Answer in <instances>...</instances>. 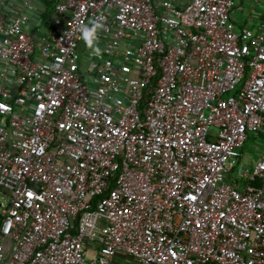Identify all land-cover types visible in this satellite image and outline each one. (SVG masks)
<instances>
[{"label":"built area","instance_id":"obj_1","mask_svg":"<svg viewBox=\"0 0 264 264\" xmlns=\"http://www.w3.org/2000/svg\"><path fill=\"white\" fill-rule=\"evenodd\" d=\"M235 4L0 0V264H264V145L231 177L264 14Z\"/></svg>","mask_w":264,"mask_h":264},{"label":"crops","instance_id":"obj_2","mask_svg":"<svg viewBox=\"0 0 264 264\" xmlns=\"http://www.w3.org/2000/svg\"><path fill=\"white\" fill-rule=\"evenodd\" d=\"M263 14L264 0H236L234 8L230 11V18L238 27L255 29ZM250 145L252 146V150H254L252 155L245 152ZM263 145L264 136L250 138L238 167L231 173L234 182L242 185V171L246 168H251L260 159ZM256 155L257 157H255ZM253 158H256V160L251 161Z\"/></svg>","mask_w":264,"mask_h":264},{"label":"clouds","instance_id":"obj_3","mask_svg":"<svg viewBox=\"0 0 264 264\" xmlns=\"http://www.w3.org/2000/svg\"><path fill=\"white\" fill-rule=\"evenodd\" d=\"M90 23L91 26L85 25L81 28L82 38L84 39L85 43L88 45L92 44V42L95 39L97 29L101 27L99 23L96 22H90Z\"/></svg>","mask_w":264,"mask_h":264},{"label":"rangeland","instance_id":"obj_4","mask_svg":"<svg viewBox=\"0 0 264 264\" xmlns=\"http://www.w3.org/2000/svg\"><path fill=\"white\" fill-rule=\"evenodd\" d=\"M47 24H48V21H47ZM262 149H263V147H262ZM262 149H261V151H262ZM245 152L251 153V155H252V152H254V150H252V146L250 145V147L247 149V151L245 150ZM243 154H244V152H243ZM255 157H257V155ZM254 160H256V158H253V160H251V161H254ZM7 194H8V191L6 189L0 187V202L6 203V195Z\"/></svg>","mask_w":264,"mask_h":264}]
</instances>
